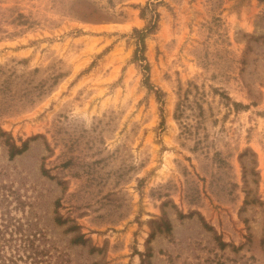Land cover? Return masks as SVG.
<instances>
[{
    "label": "rangeland",
    "instance_id": "rangeland-1",
    "mask_svg": "<svg viewBox=\"0 0 264 264\" xmlns=\"http://www.w3.org/2000/svg\"><path fill=\"white\" fill-rule=\"evenodd\" d=\"M0 262L264 264V1L0 0Z\"/></svg>",
    "mask_w": 264,
    "mask_h": 264
},
{
    "label": "trees",
    "instance_id": "trees-1",
    "mask_svg": "<svg viewBox=\"0 0 264 264\" xmlns=\"http://www.w3.org/2000/svg\"><path fill=\"white\" fill-rule=\"evenodd\" d=\"M264 1V0H263ZM0 264H8V263H6V262H0Z\"/></svg>",
    "mask_w": 264,
    "mask_h": 264
}]
</instances>
